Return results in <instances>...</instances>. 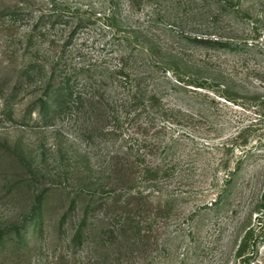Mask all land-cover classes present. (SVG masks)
<instances>
[{
	"label": "rangeland",
	"instance_id": "obj_1",
	"mask_svg": "<svg viewBox=\"0 0 264 264\" xmlns=\"http://www.w3.org/2000/svg\"><path fill=\"white\" fill-rule=\"evenodd\" d=\"M0 264H264V0H0Z\"/></svg>",
	"mask_w": 264,
	"mask_h": 264
},
{
	"label": "trees",
	"instance_id": "obj_2",
	"mask_svg": "<svg viewBox=\"0 0 264 264\" xmlns=\"http://www.w3.org/2000/svg\"><path fill=\"white\" fill-rule=\"evenodd\" d=\"M60 12L59 9L57 8V6H54V16H60ZM65 87H58V89L56 88L54 90V94H56L57 99L59 97H63V98H71L72 96V91L69 90H65ZM52 92L47 91L46 94L44 96H42L41 98L38 99V102H40L42 105H46L47 107L51 108V105L54 103V99L52 98L54 95ZM11 99V98H10ZM37 211V210H36ZM36 213V212H34Z\"/></svg>",
	"mask_w": 264,
	"mask_h": 264
}]
</instances>
